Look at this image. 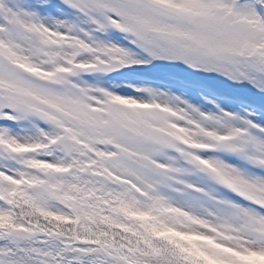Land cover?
Instances as JSON below:
<instances>
[{
    "label": "snow or ice",
    "instance_id": "obj_1",
    "mask_svg": "<svg viewBox=\"0 0 264 264\" xmlns=\"http://www.w3.org/2000/svg\"><path fill=\"white\" fill-rule=\"evenodd\" d=\"M0 264H264V0H0Z\"/></svg>",
    "mask_w": 264,
    "mask_h": 264
}]
</instances>
